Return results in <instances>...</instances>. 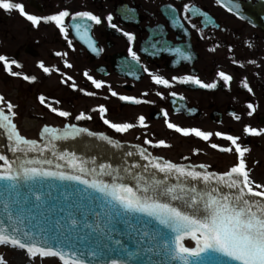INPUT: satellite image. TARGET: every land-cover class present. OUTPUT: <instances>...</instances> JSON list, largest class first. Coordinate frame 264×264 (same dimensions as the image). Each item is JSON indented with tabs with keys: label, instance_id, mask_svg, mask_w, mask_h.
Wrapping results in <instances>:
<instances>
[{
	"label": "snow or ice",
	"instance_id": "snow-or-ice-1",
	"mask_svg": "<svg viewBox=\"0 0 264 264\" xmlns=\"http://www.w3.org/2000/svg\"><path fill=\"white\" fill-rule=\"evenodd\" d=\"M217 2L224 3V0ZM225 7L229 12L241 14L238 0H227ZM0 9L17 10L33 26L41 21L54 22L68 47L74 50L68 35L71 29L81 39L87 37L93 52L98 51L89 32L93 23L99 25L103 21L91 11L63 9L38 16L27 13L24 5L15 0H0ZM134 11L125 9L122 15ZM165 11L174 26L183 27L176 8L166 5ZM183 12L189 23L191 17L198 14L203 17L205 26L211 22L207 12L188 3H184ZM113 19L112 14L106 17L109 26L117 29ZM191 27L195 29L197 25L191 23ZM118 30L130 42L128 55L139 64L140 57L131 46L135 34ZM162 50L181 51L179 48ZM63 55L67 56V52ZM181 55L185 60L191 59L189 55ZM0 62L12 76L23 75L25 81L36 80L35 76L12 70L13 65L22 67L17 60L0 55ZM233 63L239 61L233 60ZM39 67L45 73L50 72L42 61ZM143 71L150 72L147 67ZM84 75L96 89L106 83L88 75L87 71ZM218 76L226 84L233 79L224 71ZM72 79L67 77L68 81ZM152 80L166 88L177 81L204 89L217 87L216 82L206 83L195 75L173 76L171 80L154 75ZM243 87L250 93L253 91L246 82ZM157 94L163 97V93ZM112 95L117 93L113 91ZM170 95L175 97L177 93ZM119 99L141 103L128 95H120ZM39 101L45 104L46 98L40 95ZM0 105H3L0 106V140L6 141L0 143V148L5 149L0 151V246L24 250L32 260L55 257L61 264H264V185L252 180L246 170L244 156L248 149L241 147L238 136L215 133L217 137H226L238 154V163L226 172L209 171L203 164H179L154 157L139 145L135 146V152L121 151L112 159L98 160L97 156L84 151H70L65 142L83 139L86 135L98 137L118 150L124 145L102 132H93L74 123L65 124L63 128L45 125L40 132L42 141L28 139L13 122L16 106L5 101L2 95ZM47 106L60 117L71 115L51 104ZM247 108L250 109L247 115L251 117L256 108L250 102ZM99 111L103 123L118 133L134 127L131 123H114L104 118L108 111L104 105L99 106ZM167 116V111H163V117ZM233 116L240 119L235 113ZM91 118L83 112L75 116L77 121ZM144 121L145 117L140 116V124L146 127ZM167 127L185 136L194 134L205 141L213 135L175 123H167ZM244 131L252 136L264 135V128L245 125ZM145 143L166 146L164 140L154 144L145 138ZM211 147L220 146L211 144ZM221 150L230 152L232 148ZM133 157L139 159L130 164L128 158ZM140 159L146 163H140ZM53 189L57 191L54 193ZM186 238L194 241V246H186ZM144 256L148 257L147 261L142 259ZM153 256L159 258L153 259ZM0 264H5L2 256Z\"/></svg>",
	"mask_w": 264,
	"mask_h": 264
},
{
	"label": "flooded vegetation",
	"instance_id": "flooded-vegetation-1",
	"mask_svg": "<svg viewBox=\"0 0 264 264\" xmlns=\"http://www.w3.org/2000/svg\"><path fill=\"white\" fill-rule=\"evenodd\" d=\"M15 2L22 3L27 13L38 16L55 14L63 9L71 12L86 10L100 16L103 21L99 25L93 23L89 32L98 51H92L87 37L81 39L69 29L73 50L54 22L41 21L33 26L17 10L6 12L0 9V37L5 36L9 40V57L22 65L21 68L13 65L12 70L36 77L35 81H25L23 75L14 77L9 72L7 75L8 79L19 83L16 99L22 102V129L37 136L31 138L27 135L26 138L42 141L40 132L45 125L63 128L65 124L74 123L120 141L124 145L123 150L135 152V146L139 145L147 148L154 157L179 164H203L209 171L220 173L238 163V154L231 142L226 137L215 135L221 132L239 137L238 143L248 149L244 156L246 170L252 180L264 185V135L252 136L244 131L245 125L264 128V0H238L240 15L227 10V0L224 3L217 0ZM184 3L207 12L211 22L205 26L203 17L198 14L191 17V23L197 25V28H192L191 23L184 19ZM166 5L178 10L183 27L171 23L165 11ZM125 9L135 11L124 16ZM108 14H112V22L117 29L109 26ZM118 29L135 34L131 46L140 57L139 64L128 55L130 42ZM153 44L155 47L151 46ZM166 48H179L181 51L162 50ZM65 52L67 56L63 55ZM181 53L191 59L185 60ZM233 60L239 63H233ZM252 60L256 63H250ZM41 61L50 69L49 73L39 67ZM144 67L150 72H144ZM86 71L95 79L105 81V85L96 89L84 75ZM220 71L233 79L226 84L218 76ZM154 75L169 80L173 76L195 75L206 83L216 82L217 87L204 89L177 81L171 88H166L154 83ZM68 76L73 79L68 81ZM245 82L252 88L251 93L243 87ZM72 84L76 87H71ZM113 91L116 96L112 95ZM89 92L95 95H87ZM171 92H176L177 96H171ZM157 93H163V97ZM40 95L46 98L45 104L40 103ZM120 95L136 97L141 103L121 101ZM249 102L256 108L251 117L247 115ZM48 104L68 111L70 117H60L51 111ZM100 105L108 109L104 118L114 123H131L134 127L124 133L111 129L103 123ZM163 111H167V118L163 117ZM81 112L92 118L75 120ZM233 113L240 119L236 120ZM140 116L145 117L146 127L140 124ZM16 118L13 117L15 124ZM167 123L199 128L213 135L207 141L194 134L185 136L169 129ZM145 138L154 144L164 140L166 146L147 144ZM211 144L220 147L214 149ZM223 148H232V151L226 152L221 150Z\"/></svg>",
	"mask_w": 264,
	"mask_h": 264
},
{
	"label": "rangeland",
	"instance_id": "rangeland-1",
	"mask_svg": "<svg viewBox=\"0 0 264 264\" xmlns=\"http://www.w3.org/2000/svg\"><path fill=\"white\" fill-rule=\"evenodd\" d=\"M9 40L6 39L5 36L0 37V55H5L10 59L12 57H9ZM8 71L5 68L3 62H0V95H2L5 98V101H10L13 105L17 106L13 109V111L16 112L17 117L15 119V122L17 124L18 129H21V134L24 136H29L31 138H36V134L34 132L27 133L24 131L23 128V120L21 118L22 113V102L19 103L16 99L17 96V87L18 82L14 81L12 79L7 78ZM9 80V81H8ZM21 101V100H20ZM3 106V105H0ZM5 111L7 109L5 108ZM17 252L9 248L7 246H0V256L3 257V261L5 264H14V259L17 257ZM27 264H61L59 260L55 257H46L43 260H40L39 258H35L34 260L30 259L26 254Z\"/></svg>",
	"mask_w": 264,
	"mask_h": 264
},
{
	"label": "water",
	"instance_id": "water-1",
	"mask_svg": "<svg viewBox=\"0 0 264 264\" xmlns=\"http://www.w3.org/2000/svg\"><path fill=\"white\" fill-rule=\"evenodd\" d=\"M19 130L21 131V129H19ZM0 143H6V141L0 140ZM65 144H67L69 146V150L70 151L71 150H75L77 152L84 151V152H86L87 155H95V156H97L98 160L112 159L114 154L119 153L121 151H128V149L127 150H125V149L124 150L123 149L122 150L115 149L112 145L107 144V142H105V141H102V140H99V139H95V138H92V137H86V135L83 137V139L78 138L75 141H67V142H65ZM4 150L5 149L0 148V151H4ZM7 154L9 156H11V153H7ZM134 159H139V158L138 157L128 158V162L131 164ZM113 162L115 163L117 161L113 160ZM139 162L140 163H146L142 159H140ZM56 191H57L56 189H53L54 193ZM0 212H2V206H0ZM185 244H186V246H190L191 247V246H193L194 241H191L190 238H186ZM7 247H9V246H7ZM9 248H12V247H9ZM12 249H14V248H12ZM14 250H17L19 252H22V253L26 254V252L24 250H19V249H14ZM158 258L159 257L153 256V259H158ZM142 259L147 261L148 257L144 256V257H142ZM133 264H135V262H133Z\"/></svg>",
	"mask_w": 264,
	"mask_h": 264
},
{
	"label": "bare ground",
	"instance_id": "bare-ground-1",
	"mask_svg": "<svg viewBox=\"0 0 264 264\" xmlns=\"http://www.w3.org/2000/svg\"><path fill=\"white\" fill-rule=\"evenodd\" d=\"M17 252V257L14 259V264H27V259H26V254L19 252L17 250H15Z\"/></svg>",
	"mask_w": 264,
	"mask_h": 264
}]
</instances>
